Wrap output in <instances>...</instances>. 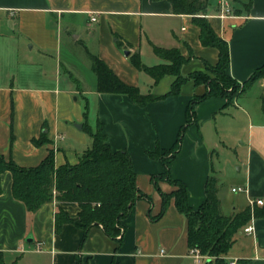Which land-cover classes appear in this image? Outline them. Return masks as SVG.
Returning <instances> with one entry per match:
<instances>
[{
  "label": "crops",
  "instance_id": "crops-1",
  "mask_svg": "<svg viewBox=\"0 0 264 264\" xmlns=\"http://www.w3.org/2000/svg\"><path fill=\"white\" fill-rule=\"evenodd\" d=\"M208 2L206 17L216 34L228 42L227 73L244 83L264 66V0ZM225 8L230 12L223 13ZM116 35L125 43L123 47L118 45ZM74 47H81L91 60L92 75L87 85L77 72ZM154 47L178 49L189 59L181 67V74L188 80L177 95H167L175 76L166 75L155 84L130 59L138 53L147 67L163 63ZM126 50L130 51L129 56L125 55ZM218 55L215 47L202 45L200 28L192 16L174 14L167 1L0 0V156L30 168L40 165L53 151L56 166L67 162L74 165L92 145L84 127L95 131L101 123L113 150L128 151L137 186L147 195L136 202L124 219L123 235L112 238L101 226L88 230L79 226L77 203L59 202L54 197L30 213L14 197L12 174L6 172L2 175L0 195V252L5 262L210 264L191 255L188 221L174 199L158 217L162 193L171 194L176 187L160 178L165 167L149 153L173 147L186 124L189 103L206 92L204 85H197L190 77L206 71L207 64L215 65ZM94 57L103 60L123 82L138 87L142 94L163 98L141 106L127 95L99 92L92 69ZM145 58L154 64L144 63ZM254 86L264 100V82ZM77 95L84 104H76ZM245 98L247 94L232 105L221 97L200 103L196 107L197 122L188 126L170 173L173 179L187 185L189 204L194 210L206 200V184L211 176L219 182L218 196L225 215L251 207L253 215L246 226L254 229L248 234L245 226L237 234L225 259L227 264H264V205L250 204V200L264 198V123L253 122V114L241 110L248 118L249 128L244 142L235 148L219 141L220 128L212 126L219 114L228 113L226 110L242 109L240 103ZM229 128L233 139L244 137L238 120ZM44 131L51 143L35 145L33 140ZM222 150L236 157L238 176L228 178L220 162L217 166ZM240 188L246 191H239ZM60 209L75 223L57 227Z\"/></svg>",
  "mask_w": 264,
  "mask_h": 264
},
{
  "label": "trees",
  "instance_id": "trees-1",
  "mask_svg": "<svg viewBox=\"0 0 264 264\" xmlns=\"http://www.w3.org/2000/svg\"><path fill=\"white\" fill-rule=\"evenodd\" d=\"M154 1H167L171 4L174 14L192 16L193 23L200 28L202 45L215 47L219 53L215 65L207 64L206 71L193 73L190 77L197 85H204L206 92L201 96H195L189 103L186 110V124L179 131L170 155L161 156L160 148L149 153L165 167V172L160 175V178L176 187L171 194L162 193L163 205L158 217L165 213L169 202L174 199L177 208L188 221L190 250L198 249L201 255L208 257L207 261L210 264H227L225 258L235 244L237 234L251 220L252 208L248 207L234 215H225L218 196L219 182L217 178L211 176L206 184L207 198L198 210H194L189 204L187 185L172 178L170 166L172 160L181 151L188 126L197 122L196 107L211 97L224 98L228 100L227 105L236 103L261 78L264 66L257 69L244 83H239L227 73L230 63L228 42L216 34L206 17L209 9L208 0ZM115 37L118 45L123 47L125 43L119 36ZM154 49L155 54L164 61L163 63L147 67L138 53L132 55V63L140 71L152 77L155 84H158L166 75L175 76L172 89L167 95H177L182 85L188 80L181 74V67L189 59L185 58L178 49L160 47H154ZM92 69L97 76L99 92L127 95L141 106L163 98V96L144 95L138 87L126 84L98 57H94ZM209 74H213L216 79L211 78ZM231 85L236 90L230 93L226 87ZM84 129L90 135L92 145L74 165L67 162L56 166L53 151L49 152L40 165L30 168L21 167L14 160H6L0 156V195L3 192L2 175L10 172L13 178V195L26 205L30 213H35L42 205L51 202L54 197L59 202L77 203L80 207L79 226L84 230L92 226H101L108 236L117 238L123 235L125 228L123 221L132 207L138 200L146 199L147 195L137 186V174L128 151L113 150L104 133L103 124L99 123L95 131L88 126ZM33 142L35 145L51 143L46 131ZM261 211L264 215V209ZM255 213L259 215L260 212L257 210ZM56 223L60 228L65 223L75 222L60 209L56 216ZM0 264H8L1 252Z\"/></svg>",
  "mask_w": 264,
  "mask_h": 264
},
{
  "label": "rangeland",
  "instance_id": "rangeland-1",
  "mask_svg": "<svg viewBox=\"0 0 264 264\" xmlns=\"http://www.w3.org/2000/svg\"><path fill=\"white\" fill-rule=\"evenodd\" d=\"M177 26L180 30L181 26L179 25V23L177 24ZM74 54L76 58L75 66L77 68V72L78 74H80L83 81H85L84 82L85 85H87L89 83V78H90L89 75H92V72L89 69L91 60L86 58L84 50L81 47H74ZM144 63L148 65L154 64L153 61H151L148 58L144 59ZM209 75L211 78L216 79V77L213 74H209ZM257 82H264V69L261 72V78ZM226 88H227V91L230 93L236 90V88L232 85ZM260 94L261 92L259 88H257V86L252 87L247 93V98H245V100H243V102L240 103V106L242 107V109L240 108L239 110L236 111L235 108H230L229 110H226V112H228L227 114H219L217 116V119L212 122V126L213 127L219 126L220 128L219 135H218L219 141L224 142V144L231 145L234 148L240 146V144L244 142V138L247 135L248 128H249V122H248V118L246 117V114H244V112L241 111L243 109L253 114V117H254L253 122L256 123V121L259 120L260 122L264 123V100L259 98ZM77 97H79V95H77ZM79 103L84 104L83 100L80 97L78 101H76V104H79ZM240 114H241V117H237V115H240ZM236 120H238L239 122V128H240L241 133L243 134L242 136H244L240 139H233V137L230 134L229 127ZM170 153H171V149L160 151V155L164 157H168ZM235 158L236 157L232 158L228 152L222 150L219 153V157L216 159L217 166L220 162L219 166L223 168L224 171H226V173L228 174L227 175L228 178L229 176L231 177L238 176V173H237L238 165H235V161H234ZM230 181L233 182L234 180H230ZM207 259H208L207 256L203 257V260H207Z\"/></svg>",
  "mask_w": 264,
  "mask_h": 264
},
{
  "label": "built area",
  "instance_id": "built-area-1",
  "mask_svg": "<svg viewBox=\"0 0 264 264\" xmlns=\"http://www.w3.org/2000/svg\"><path fill=\"white\" fill-rule=\"evenodd\" d=\"M225 3H223V5H224ZM224 6H222V8H223ZM229 13L230 12V9L229 8H225L224 9V12L223 13ZM93 20H95V19H93ZM239 191H246L245 189H243V188H240V189H238ZM233 191H237V189H233ZM250 204H251V206H254V205H264V198H261V199H253V200H250ZM253 229H254V227L252 226V225H248V226H246L245 228H244V232L245 233H251L252 231H253ZM41 249V245L38 247V250H40ZM191 255L195 258V259H197L198 261H201L202 259H203V255H201V253L199 252V250L198 249H192L191 250ZM230 264H236V262L234 261V262H231Z\"/></svg>",
  "mask_w": 264,
  "mask_h": 264
},
{
  "label": "water",
  "instance_id": "water-1",
  "mask_svg": "<svg viewBox=\"0 0 264 264\" xmlns=\"http://www.w3.org/2000/svg\"><path fill=\"white\" fill-rule=\"evenodd\" d=\"M125 55H127V56H129L130 55V51L129 50H126L125 51ZM79 127H81V125H78ZM32 241V239H29V242H31Z\"/></svg>",
  "mask_w": 264,
  "mask_h": 264
}]
</instances>
